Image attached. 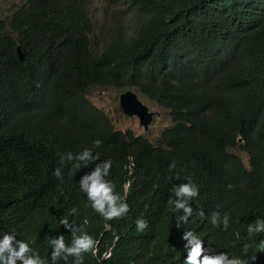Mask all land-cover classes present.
I'll return each mask as SVG.
<instances>
[{
	"label": "clouds",
	"instance_id": "clouds-1",
	"mask_svg": "<svg viewBox=\"0 0 264 264\" xmlns=\"http://www.w3.org/2000/svg\"><path fill=\"white\" fill-rule=\"evenodd\" d=\"M109 1L111 5L105 7L107 15L117 11L115 3L121 7L113 29L119 27L126 39L136 34L148 38L138 33L141 25H136V31L133 26L137 18H147L156 0ZM231 1L246 14L263 18L258 12L262 5L257 0ZM121 14L127 18V23H123ZM200 44L199 37L195 36L187 47L174 52L163 42L152 46L151 55L135 58L136 67L141 70L138 86L116 83L90 86L88 96L94 87L117 88L121 113L134 121L115 122L93 101L109 117L110 132L89 136L75 132L66 141L67 148L60 157L55 152L59 133L33 115L34 107L24 106L26 98L0 104V144L8 138H18L23 146L24 164L34 158L57 157L43 181L47 192H33L30 204L38 211L54 209L56 212L73 205L86 206L100 219L98 222L89 218L70 222L67 217L62 218L60 225L64 229L48 234L44 242L32 231L15 225L0 229V264H84L85 254L89 253L97 255L98 264H160L161 250L141 236L148 227L146 220L130 214L128 192L135 158L174 159L181 167L159 195L152 192L142 214L151 215L156 226L162 221L168 222L182 234L185 241L180 243L182 264H250L255 261V255L250 259L242 257L247 255L244 251L249 243L230 223L233 215L254 217L247 232L250 236L258 234L256 247L258 252L264 253V216H255L263 192L259 182L264 172V106H249L239 113L237 106L225 99L228 90L224 86L211 88L218 77L237 73L236 61L246 53L243 43L227 45L225 49L232 58L216 66L198 51ZM17 52L22 57L20 44H17ZM120 75L116 63L111 76ZM7 84L11 83L0 84V93ZM121 96L126 97L134 112L123 108ZM34 97L39 102L37 95ZM200 104L208 109V115L195 140L175 135L174 125L182 122L190 107ZM152 105L163 109V118L157 124L152 121L158 115ZM3 154L0 153V157ZM115 161L124 167L125 175L121 178L116 176ZM65 162L71 165L70 174L75 172L74 185L69 186ZM169 168H175L174 161ZM49 193H54L55 197ZM76 214L77 209L73 207L69 215ZM193 221L201 223L203 237L187 229ZM207 234L230 247L236 244L238 250L233 256L219 251L218 246L207 240Z\"/></svg>",
	"mask_w": 264,
	"mask_h": 264
},
{
	"label": "trees",
	"instance_id": "trees-1",
	"mask_svg": "<svg viewBox=\"0 0 264 264\" xmlns=\"http://www.w3.org/2000/svg\"><path fill=\"white\" fill-rule=\"evenodd\" d=\"M257 1L262 5L258 12L263 18L246 14L231 0H156L147 18H137L133 26L135 30L137 24L141 25L138 33L148 38L136 34L126 39L119 27L112 32L101 29L100 38H97L87 0H25L0 17V84L11 83L0 93V104L26 98L24 106L34 107L33 115L59 133L55 152L60 157L73 133L105 135L111 130L109 117L87 95L90 86L114 83L138 86L141 84V70L136 67L135 58L151 55L152 46L159 42L174 52L187 47L197 36L201 41L198 51L215 66L232 58L225 49L227 45L244 44L246 53L236 61L237 73L218 77L211 88L224 86L228 90L225 99L236 105L239 113L249 106H264V0ZM114 20H111V26ZM17 44L23 50L22 57L18 55ZM116 63L121 75L114 77L111 69ZM207 115L208 109L202 104L192 106L184 113L182 122L174 125L172 132L195 140V134L204 127ZM22 147L18 138H8L0 144V153H4L0 157V229L15 225L32 231L40 242H44L48 234L63 228L60 225L62 218L67 217L70 222L84 218L95 222L100 220L86 206L73 205L63 212L35 209L29 197L33 192H47L43 189V181L57 157L34 158L24 164ZM134 160L128 192L130 214L146 220L148 227L141 236L161 250L160 264H182V234L170 223L162 221L156 226L151 215L142 214L152 192L159 195L181 167L174 159ZM173 161L175 168L170 169ZM114 163L117 178L123 177V165L118 161ZM65 168L69 186L74 185L75 172L70 174L71 165L67 162ZM260 183L263 192L259 195L260 208L255 216L263 217L264 172ZM61 194L66 196L65 192ZM49 195L55 197L54 193ZM73 207L77 214L70 216ZM253 218L233 215L230 223L249 243V248L244 251L247 255L242 257L250 259L255 255L257 259L250 264H264V253L258 252L256 247L258 234L250 236L247 232ZM200 224L193 221L187 229L203 237ZM207 240L230 256L238 250L236 244L230 247L209 234ZM84 264H98L97 255L85 254Z\"/></svg>",
	"mask_w": 264,
	"mask_h": 264
},
{
	"label": "rangeland",
	"instance_id": "rangeland-1",
	"mask_svg": "<svg viewBox=\"0 0 264 264\" xmlns=\"http://www.w3.org/2000/svg\"><path fill=\"white\" fill-rule=\"evenodd\" d=\"M23 1L24 0H0V17L5 16L15 7L16 4ZM108 5H111L109 0H89L88 7L92 14L93 28L95 29L97 38H100L101 29H109L110 32L115 31L110 25V22L113 18L117 17L118 11L121 10V7L118 3H115L114 7L117 11H112L110 15H107L105 7ZM121 19L123 23H127V18L123 14H121ZM118 92L119 90L115 87H96L89 90V96L96 104L103 107L115 122H133V118H129L121 113L117 102ZM152 108L158 112V115H155L152 120L157 124L163 118V109L154 105H152Z\"/></svg>",
	"mask_w": 264,
	"mask_h": 264
},
{
	"label": "water",
	"instance_id": "water-1",
	"mask_svg": "<svg viewBox=\"0 0 264 264\" xmlns=\"http://www.w3.org/2000/svg\"><path fill=\"white\" fill-rule=\"evenodd\" d=\"M19 52H20V49H19ZM121 104L127 112L132 113L135 111V109L128 103L126 97L124 96H121Z\"/></svg>",
	"mask_w": 264,
	"mask_h": 264
},
{
	"label": "bare ground",
	"instance_id": "bare-ground-1",
	"mask_svg": "<svg viewBox=\"0 0 264 264\" xmlns=\"http://www.w3.org/2000/svg\"><path fill=\"white\" fill-rule=\"evenodd\" d=\"M22 51H23V50H22ZM3 146H4V145H3ZM5 146H6V145H5ZM5 146H4V147H5ZM5 148H6V147H5ZM14 149H15V148H14ZM7 150H8V149H7ZM2 151H3V150H2ZM4 151H6V150H4ZM4 151H3V152H4ZM11 151H12V150H11ZM11 151H10V152H11ZM14 151H15V150H14ZM12 155H13V154H12ZM14 180H15V179H14Z\"/></svg>",
	"mask_w": 264,
	"mask_h": 264
}]
</instances>
